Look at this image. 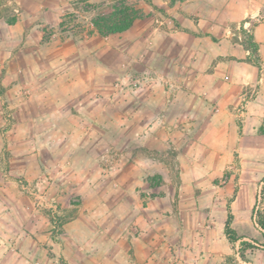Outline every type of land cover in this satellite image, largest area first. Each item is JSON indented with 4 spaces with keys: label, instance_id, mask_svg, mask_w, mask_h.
<instances>
[{
    "label": "rangeland",
    "instance_id": "374dc122",
    "mask_svg": "<svg viewBox=\"0 0 264 264\" xmlns=\"http://www.w3.org/2000/svg\"><path fill=\"white\" fill-rule=\"evenodd\" d=\"M113 1L0 0V264H264L258 85L225 116H177L184 0H126L143 17L95 33Z\"/></svg>",
    "mask_w": 264,
    "mask_h": 264
},
{
    "label": "crops",
    "instance_id": "0c3cea01",
    "mask_svg": "<svg viewBox=\"0 0 264 264\" xmlns=\"http://www.w3.org/2000/svg\"><path fill=\"white\" fill-rule=\"evenodd\" d=\"M180 3L184 5V15L176 12H172V15L187 28L181 33L184 34L182 67L187 109L185 113L182 110L177 116L213 119L225 116V107L222 105L227 106L226 102L241 100L247 94L245 91L254 85H258L255 89V103L257 100L264 101V17L254 30L260 45L262 69L246 61L249 51L240 42L234 41L231 35L232 26H240L248 20L249 15L254 17L260 13L264 0H184ZM153 31L159 32L160 27L154 26ZM169 34V47H176L174 39L180 35V31L172 30ZM188 40L193 44H189ZM172 64L174 65V62ZM166 80L170 85L177 83L173 78ZM215 102L221 106H218V112L212 108ZM169 111L171 112V109L167 113ZM232 213L234 215L233 210ZM184 246L185 251L188 244L184 242ZM194 262L196 260H188L184 254V264Z\"/></svg>",
    "mask_w": 264,
    "mask_h": 264
},
{
    "label": "trees",
    "instance_id": "16d2710c",
    "mask_svg": "<svg viewBox=\"0 0 264 264\" xmlns=\"http://www.w3.org/2000/svg\"><path fill=\"white\" fill-rule=\"evenodd\" d=\"M143 15L140 8L128 3L126 0H115L98 8L96 16L92 20V25L95 33L108 36L129 30L138 19L143 17ZM241 32L245 37L242 36L240 40V37L237 36L234 41L240 42L245 49L249 51V56L246 61L262 69L263 62L260 54V45L256 40L254 30L247 29L244 22L241 27ZM263 127L264 126H262V128ZM228 208L229 211L225 222V231L229 240L236 242L239 240V237L232 227L234 215L230 205ZM254 216L264 236V210H257L255 207Z\"/></svg>",
    "mask_w": 264,
    "mask_h": 264
}]
</instances>
